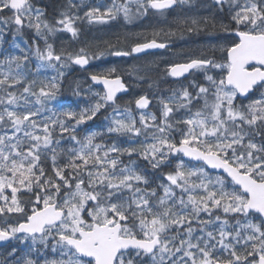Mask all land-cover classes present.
I'll return each instance as SVG.
<instances>
[{"label":"snow or ice","instance_id":"6c2138e0","mask_svg":"<svg viewBox=\"0 0 264 264\" xmlns=\"http://www.w3.org/2000/svg\"><path fill=\"white\" fill-rule=\"evenodd\" d=\"M0 264H264V0H0Z\"/></svg>","mask_w":264,"mask_h":264},{"label":"rangeland","instance_id":"374dc122","mask_svg":"<svg viewBox=\"0 0 264 264\" xmlns=\"http://www.w3.org/2000/svg\"><path fill=\"white\" fill-rule=\"evenodd\" d=\"M171 17H169V22H171ZM99 27V26H97ZM154 27H164L167 28L168 25L164 24L163 21H158L156 18L152 19H144L142 21H138L136 24L133 25H124L122 21L116 22L112 25L110 29L104 28L103 30L97 31L93 28L91 31L85 29L84 35L82 36V40H87L92 43L98 44L100 47H103V41L105 40H115L116 35H119L121 39H123L124 35L133 33V32H141V31H151ZM191 41L188 44H191L193 47L195 46V42L198 41L200 38L190 37ZM175 39V38H174ZM184 43V44H183ZM185 41H181V39H175L174 45L172 46V50H166L165 52H158L146 55L143 57V60L134 61L132 58H124L129 63H121V58L116 57H107L106 59L96 60L93 61L90 69H99V68H107L111 66H115L119 64L121 67L128 68L130 67L131 63H143L144 60L147 61H156L161 66V71L164 67V62L172 56L173 52L179 51L180 49L185 47ZM81 71V70H80ZM78 73V78L83 79L86 76V73L83 71ZM164 85V84H163ZM169 85L163 86L162 88L167 89ZM139 91V89H137Z\"/></svg>","mask_w":264,"mask_h":264},{"label":"trees","instance_id":"16d2710c","mask_svg":"<svg viewBox=\"0 0 264 264\" xmlns=\"http://www.w3.org/2000/svg\"><path fill=\"white\" fill-rule=\"evenodd\" d=\"M188 40H191L190 36H186L184 39H181V41H188ZM70 76L72 79H79L77 74H75V72L70 73ZM65 97H67L69 99L71 98V89H69V88L65 89Z\"/></svg>","mask_w":264,"mask_h":264},{"label":"flooded vegetation","instance_id":"af4514ba","mask_svg":"<svg viewBox=\"0 0 264 264\" xmlns=\"http://www.w3.org/2000/svg\"><path fill=\"white\" fill-rule=\"evenodd\" d=\"M174 45V43L172 44V46ZM166 50H162V51H160V52H165ZM149 55V54H148ZM144 56H146V55H144ZM144 56H142V57H144Z\"/></svg>","mask_w":264,"mask_h":264},{"label":"water","instance_id":"95a60500","mask_svg":"<svg viewBox=\"0 0 264 264\" xmlns=\"http://www.w3.org/2000/svg\"><path fill=\"white\" fill-rule=\"evenodd\" d=\"M156 50H160V49H156ZM156 50H149V52H151V51H156ZM142 55V54H141Z\"/></svg>","mask_w":264,"mask_h":264}]
</instances>
